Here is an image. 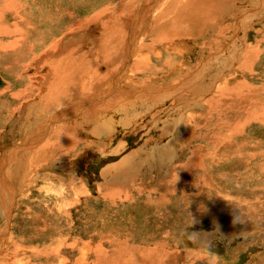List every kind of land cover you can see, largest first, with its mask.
Wrapping results in <instances>:
<instances>
[{
    "label": "rangeland",
    "instance_id": "rangeland-1",
    "mask_svg": "<svg viewBox=\"0 0 264 264\" xmlns=\"http://www.w3.org/2000/svg\"><path fill=\"white\" fill-rule=\"evenodd\" d=\"M121 1L122 0H73V5L74 3L77 4L74 5L76 17L72 20L70 19V22L63 24V26L57 24L55 26L54 22L50 24V29L52 26L51 31L55 28L53 36L58 37V39H49L44 50H35L33 51L34 54L31 51L24 59L19 50L20 48L26 50V46L24 47L22 44L19 46V44L17 45V43H15L12 45L14 46L13 50L7 51L8 53L3 48L5 42L8 43L16 40L20 35L15 34L16 32L14 31L9 33L10 36L9 34L0 32V54L3 55L5 53V56L0 55V76L4 79V85L6 86V80L7 87L12 86L19 73H26L24 78L31 76L33 81L29 82L30 80L26 79V83L30 84L26 85L27 88L25 86H18V91L23 94L19 96L21 98L18 100L12 95L15 91L10 87L9 91L4 90L5 86L0 88V159L7 153L15 150L16 147L24 145L25 138L28 137L31 131H35L33 129L36 127V123L37 126H39L42 122H40L38 116L39 114L45 115V112H41L39 103L28 105V111L26 112L25 109L27 106L24 109L22 107L26 104L25 102L31 98L38 96L40 99L43 97L44 90L42 89V84L45 81L42 79L51 71L49 62L51 59L55 58V55L58 56L55 53H58V49L61 50V46L67 47L69 44H72V47L74 49L76 48L74 50L75 53L78 54L81 52L85 53V51L88 52V50L93 51L96 47L97 51H93V53L95 52L93 58L97 63L96 67L98 65H100L98 67H101V65L104 66L103 61H105V66L107 67L104 70L99 68V71H106L105 73L108 74V78H110L106 79L108 81L112 80L120 69H123L122 67L124 65L117 71V66L120 62H115L117 56L114 55L113 57V52L110 51L111 47H109L111 42L108 41H110L112 35L120 39L121 37L118 34L120 30L123 31L122 36L125 34V38L130 36L132 33L131 30L134 29L132 27V22L147 0ZM182 1L178 3L174 1L175 5L169 2L171 4L169 7L171 10L175 7L176 10L181 7V4L183 5V3L189 0ZM205 1L207 2V0ZM240 1L242 0H230V2L227 0L226 2H228V5H226L225 8L222 7L224 8L223 12L219 10L220 14L215 12L217 9H215V11L211 10L209 13V15L213 17H210L211 21L208 19V10L205 9V5L201 8L197 6V8H195L197 13H195L196 11L194 9L195 12L192 10L185 13L184 11L183 14V12L179 11V14L177 10L175 12L173 9L174 11H170L171 16H167L169 19L167 17L159 19L158 15H155L156 12L152 11L139 32V36L143 39L140 37L139 50L138 53L136 52L134 55L136 58L132 56L133 58L125 73V76L129 77V79L126 77L124 87H129L131 85V89H129H135L134 91L136 93L146 89H154L159 92L163 88L168 89L171 86L178 85L180 82L187 83L189 77L196 76L195 72L199 71L202 72L201 74L203 76L200 75L197 81L202 79L201 87L204 88L203 94H196L197 88L195 87V89L193 86L191 89L188 85L187 88L189 90L186 89L185 91H181L182 93H179L178 97H169V99L160 104L151 103V107L154 105L156 107L150 108L149 111L146 110L145 113H147H143L144 115H141L142 118L138 116L136 118L137 122L135 121L133 126H127V128L122 125L123 121L127 118V114L129 115L127 112L130 110V115H133L134 111L138 112L140 110L138 112L140 114L144 108L139 105L133 108V104H131L132 106L128 105L129 102L122 99L120 102L111 101L114 110L105 113L104 115L106 117L104 115L101 116V118H103L100 121L101 123H105V121L112 123L113 128L109 131H113H111L112 133L109 139L94 135L93 121L87 122V124H80L81 122L77 121V124L75 122L68 123L70 125L75 123L72 125V128L76 126V130H73V134H69V136L75 139L73 142L75 144L74 147V144L72 145L71 143L68 147L51 148L48 158L39 160L40 163L39 161L27 159L30 154H24V151H21L20 154L14 158L11 166L13 167V176L10 178L9 182L11 184L10 188L14 189L12 199L11 196L8 197L7 193L4 195L1 193L4 189V184L2 183L3 175L0 174V263L65 264L66 262V264H136L137 262L138 264H264V159L259 157L255 158V156L252 158V153L257 154V152H264V109L260 110V113L257 112V114L245 123V115H247L248 111L256 109V107L259 106L257 100L261 99L264 101V95H262L264 94V2L263 0H253V2L252 0H246L249 3L245 0H243L244 2L242 1V3ZM176 4H178V6L180 5V7ZM251 4L252 6H250ZM125 6L127 7L125 8ZM230 6H234L233 9ZM254 6L258 9L253 8ZM236 8H238L237 11ZM102 11L105 12L104 17L100 18V20L96 18L93 22H88V24L95 27H92L89 31H85L86 29L83 28L87 23L86 21L95 18V15ZM115 11H117L116 14H114ZM249 11L252 15L248 17L250 14ZM258 11L262 12L259 13ZM190 13L194 16H191ZM109 14H111L112 17H110L111 15L109 16ZM114 15H116L117 18L114 17ZM204 15H208L204 17L205 20L203 18ZM235 15L238 17H235ZM172 16H175L178 20L176 21L175 17L173 18ZM199 18H203L205 22H209H207L208 25L204 23L206 29L202 26L203 24L200 25L201 23L196 24L194 22L199 20ZM248 18H251V20L249 21ZM163 20L164 22H162ZM12 22H15V18H12L9 23ZM160 22L162 23L161 25ZM177 22L179 23L178 25L176 24ZM92 23L94 24L92 25ZM168 23L169 25L171 23V25L169 26ZM78 27L79 29L77 30L76 28ZM80 27L83 30H81ZM195 27L200 28L201 32L200 30H195ZM212 29L214 32H212ZM38 30L32 32V34L34 33V37L32 35L30 41L39 42L37 37L40 35V32ZM72 30L76 31L71 32ZM170 30H176V32L174 33ZM203 30L204 32H202ZM57 31L58 33H56ZM61 31L62 33H60ZM198 31L200 33H198ZM87 33H92L91 38H84L87 37L85 35ZM171 33L174 34L173 37H171ZM237 33L239 34L236 35ZM241 33H243V35ZM214 34L216 35L214 36ZM62 35L64 37H62ZM207 35H210L212 38ZM92 37L94 38L92 39ZM108 37L109 39H106ZM154 38L156 39L154 40ZM49 41L51 43H49ZM179 42L182 46L179 45ZM151 43L154 44L151 45ZM206 43H209V45L205 46ZM225 43L227 44L226 46L223 45ZM93 44L95 47H93ZM174 44L179 45L180 48ZM185 44H187L186 46L188 47H184L183 49L182 47L185 46ZM105 45L108 46L106 47ZM203 45L204 47H202ZM8 46L11 48L10 45ZM52 47H54V51ZM232 47L235 48V51ZM209 48H212V50ZM245 49L246 52L248 51V56L251 58L253 57V61L251 60L252 66L251 63L248 66L244 65L246 62V59H244L246 55ZM65 50L67 49L65 48ZM108 50L111 54L110 52L107 53ZM172 52H176V56L172 54ZM11 54L12 57L10 56ZM101 55L103 60L102 58L98 59ZM60 56L61 55L58 57ZM107 56L108 58L105 59L104 57ZM215 56L219 57L217 58ZM220 56H225V59L229 58L228 66H223L221 62L220 64L218 63L220 61L218 60ZM143 57L146 58L144 63L147 64L149 61L150 62L143 69H140L141 67L138 69L136 66L138 63L137 61ZM37 59H41L42 61L47 60L46 67H37V64L30 65ZM8 61L9 63H7ZM148 66H150V68ZM206 66L209 67V71ZM195 67L196 69H194ZM218 67H222V69L220 70ZM10 71L13 72L11 73ZM218 71L221 72L217 74ZM204 73L206 74L204 75ZM33 75L35 78H33ZM130 80L133 81V85L129 82ZM34 81H37L38 84ZM162 81L163 83L167 82L170 86L165 87ZM210 82L213 85L210 84ZM237 82H244L254 87L252 89L253 92L249 90L241 91L249 97L248 103L251 107L246 103L239 108V111L237 109L240 100L239 94H237V92H232L233 95L230 97L231 100H228V96L221 97H223V102L226 100L229 102L231 101V106H233L229 108L222 105L219 108L218 106L220 103L218 102L221 101L216 100L220 98L218 96L216 97V95H218L217 91H219L221 87L220 83H229L228 86L232 89V84L234 86ZM146 83L147 85H143ZM135 84L142 87H136ZM31 85L34 88H30ZM37 85L41 86L37 88ZM153 86L156 87L154 88ZM256 86L258 89L260 88V91L258 90L259 92L255 89ZM81 94L83 93L77 91L71 92L67 100L63 102V105H77L78 101L83 104V101L88 100L89 95L86 93L88 97L86 95L84 96L85 98H82L81 96L83 95ZM186 95L187 97L190 95V97L187 98ZM219 95H222L221 92ZM183 96L185 97V101L181 100L184 98ZM138 97L141 99L143 96ZM210 97L215 99L212 104L209 103L206 105L211 100ZM252 100L255 102H252ZM196 103H199V106H197L198 104ZM203 103L205 104L203 105ZM58 105L59 104H56L47 108L52 111L50 115L59 109ZM33 106H38L39 108L34 110L32 108ZM129 106L130 108H128ZM76 108H83V105L76 106ZM191 108H193V111H191ZM185 111H187L188 114ZM184 115L186 116V122H183L185 121L183 120V117H185ZM177 117L179 118L176 119ZM192 117L197 121L195 122V119ZM77 118L80 120L82 115ZM174 119H176L175 122ZM168 120L169 122H167ZM180 121H182V124H179ZM194 122L197 124H194ZM238 122L240 125L237 128L236 125ZM187 123L190 127L186 125ZM192 124L194 126L196 125V127H193ZM167 126L169 127L168 131L165 130ZM186 128L189 131H187ZM171 130L174 131L172 132ZM236 130L238 132H236ZM205 135H207V138H205ZM181 138L183 141L185 140L186 143L184 142L185 145L182 149L177 150L176 148H180L179 145L181 143V141L178 143V139ZM49 139L54 140V135H51V137L49 136ZM173 139L176 140L175 149H171L172 151L166 149L167 145H169L170 141ZM97 141H103V143L99 145V142L96 144ZM207 142L210 143L208 144ZM201 145L204 146V148ZM154 146L157 147V150ZM233 147L237 148V153H235V148ZM71 148L74 151H72ZM164 148L166 151L162 152ZM217 148H220L219 151ZM230 148L234 150L227 155L228 152L226 151ZM116 149L117 152L114 151ZM136 149L139 152L141 149H145V152L148 151V153L146 154L143 151L141 155L132 159L133 163L129 166V169L123 168L125 171L113 169L112 172H110L111 176L110 174L106 176L102 174V170L119 163L124 157L129 156V154L133 156L134 153L138 152ZM192 150H196L195 152L199 153L198 155L201 153V158L196 155L200 159L197 168L193 165L187 166V168L183 170L179 167H175L178 163L184 165L187 164L188 161L194 159L192 157L195 152ZM214 152L220 153L221 156L216 155L213 157L212 155ZM224 152L226 157L222 155ZM169 154H171V157L168 159L167 156ZM208 155L212 156L211 159L221 158L220 166L214 167L209 165L208 161H206L209 160ZM151 157H153V159H151ZM154 158L157 160L156 162ZM139 160L141 161L140 163H138ZM164 161L168 164H165ZM1 166L2 161L0 162V168ZM173 167L174 170L172 169ZM138 168L141 169L139 170ZM204 169H206V171H203ZM172 185H176V187ZM166 186L170 187L168 188ZM108 187H118L116 189L119 192L114 190L113 193ZM165 191L166 193H164ZM161 192L163 194H161ZM8 210H10L9 213ZM55 223L58 225H55ZM152 250L153 252H151ZM8 252H10L11 255L8 254ZM144 257L147 259L145 260ZM154 258H157V260L160 258L161 261L155 262ZM163 258H166L167 261Z\"/></svg>",
    "mask_w": 264,
    "mask_h": 264
},
{
    "label": "bare ground",
    "instance_id": "bare-ground-1",
    "mask_svg": "<svg viewBox=\"0 0 264 264\" xmlns=\"http://www.w3.org/2000/svg\"><path fill=\"white\" fill-rule=\"evenodd\" d=\"M123 1V0H122ZM121 1V2H122ZM174 1H176L177 3L179 2V1H182V0H179V1H177V0H147L146 2H145V5L143 6V8L141 9V11H139L138 13H137V17L134 19V21L132 22V27L134 28V29H132L131 30V34H130V36L129 37H126L125 38V34H124V36H122V34H123V31H119V35H120V39L118 38H116V36L114 35H112V37H110L111 39H110V41H108V42H111V44H109L110 46L109 47H111L110 48V51L111 52H113L112 53V55H113V57H114V55L115 56H117V60L115 61L116 63H119V65L117 66V71H118V69L121 67V66H123L122 68V70L120 69V71L114 76V78L112 79V80H110V81H108V80H106L109 76H108V74H106L104 71L103 72H100L101 70H104L107 66H105V61H103V63H104V66H102L101 65V67H98V66H100V65H98L97 67H96V62H95V60H94V53H93V51H97L96 50V47H95V45L93 46V47H95V50H93V51H89L88 50V52H86L85 51V53H80V54H78V53H75V49L72 47V44H69L67 47H62L61 46V50L60 49H58V53L56 52L55 54H57L58 56L59 55H61L60 57H58V56H56L55 55V58H53V59H51L50 60V62H49V66H50V69H51V71L50 70H48V71H50L49 72V74L46 76V77H44V79H42V78H40V79H42L43 81H45L43 84H42V89L44 90V93H43V97L42 98H40L39 99V97L38 96H36L35 98H31V99H29V100H27L25 103L26 104H24V106L22 107L23 109L24 108H26V106H27V108L25 109V112L26 111H28V105H31V104H33V105H35L36 103H39V106H40V109H41V112H45V115H40L39 114V116H38V118H40L39 120H40V125L39 126H37V123H36V127L33 129V130H35V131H31V135L29 134L28 135V137H26L25 138V142H24V145H21L20 147H16L15 148V150H13V151H11V152H9V153H7L6 155H4V157H2L1 159H0V162L2 161V166H1V168H0V174H2L3 175V181H2V183L4 184V189H3V191L1 192V193H3V195L5 194V193H7V195H8V197L9 196H11V199H12V195H13V190L14 189H12V188H10V186H11V184L9 183L10 182V178L13 176L12 174H13V167H11L12 166V164H13V161H14V158L17 156V155H19L20 154V152L21 151H24V154H30V156L29 157H27V159H30V160H32V161H39V160H45L46 158H48V155H49V151H50V149L51 148H58V147H68V146H70V144L72 143V145L74 144L73 142L75 141V139L73 138V137H71V136H69V134H73V130H76V126H75V128H72V125H74L75 123L77 124V121L79 122H81L80 124H83V123H85V124H87V122H90V121H93V125H94V129H93V133H94V135H97V136H103V137H105L106 139H109L110 138V134L112 133L111 131H113V130H111V131H109L111 128H113V125H112V123L111 122H106L105 121V123H101L100 121L102 120V118H101V116H103L105 113H109V112H111L112 110H114V106H113V104L111 103V101L113 102V101H118V102H120V100L122 99V100H125V101H128L129 102V104L128 105H131V104H133L134 105V107L133 108H135V106H137V105H139L140 107H142V108H144V110H142V112L139 114L138 112L140 111H134L133 112V115H130L131 113L128 111V108H130V106L127 108V113H129V115L127 114V118L123 121V126L124 127H126L127 128V126H133L134 125V123H135V121H136V118L138 117V116H141L143 113L144 114H146L145 113V111L146 110H148L149 111V109L150 108H152V107H154V106H152L151 107V103H155V104H160L161 102H165L167 99H169V97H171V98H173V97H178V94L179 93H182L181 91H185L186 89H188L187 88V86L189 85L190 86V88L192 89L193 88V86H194V88L196 89V94H199V93H202L203 94V91H204V88H202L201 87V83H202V79H199V81H197V78L198 77H200V75L201 76H203L201 73L202 72H199V71H197V72H195L196 73V76H194V77H189V79H188V81H187V83H182V82H180L178 85H174V86H171L170 88H168V89H162V90H160L159 92L158 91H156V90H154V89H151V90H148V89H146V90H142V91H140L139 93H136L134 90H130L131 88H130V86L128 87V86H126V87H124V84H125V82H126V77L127 76H125V73H126V71H127V68H128V66H129V63H130V61L132 60V56H134L135 54H136V52L138 53V50H139V44H140V37L141 36H139V32L141 31V28H142V26L144 25V23H145V21H147L148 20V18H149V16H150V14H151V12L153 11V12H156L155 13V15H158V18L160 19H162V18H165V17H167V16H169L170 15V11L172 12V11H174L175 10V7L174 8H172V10H171V8L169 7V6H171V4L170 3H172V5L174 4ZM183 1H185V0H183ZM182 1V2H183ZM215 1H217V2H215ZM227 0H207V2L205 1V0H189L188 2L186 1V3H183V5L181 4V7H180V5L178 6V4H176L178 7H180V8H178V9H176L177 11H178V13L180 14V12H183V14H184V11H185V13H188V11L190 12V11H194V9L195 8H197V6L198 7H202V6H206V8L205 7H203V8H205V9H207L208 11V15H209V13H210V11L212 10H214L215 11V9H217V11H215V12H217L218 14H220L219 12V10H221L222 12H223V9L225 8V6L226 5H228V2H226ZM232 1V0H231ZM243 1V0H242ZM242 1H240L241 3H242ZM246 1V0H245ZM250 1V0H249ZM170 2V3H169ZM229 2H230V0H229ZM244 2V1H243ZM246 2H248V1H246ZM252 2H253V0H252ZM255 2V1H254ZM263 2H264V0H263ZM263 2H261V3H263ZM170 5H169V4ZM249 3V2H248ZM260 3V2H259ZM79 4V3H78ZM189 4V5H188ZM229 4H231V3H229ZM255 4V3H254ZM74 5H77L76 3H74ZM74 5H73V0H0V26L1 25H3V26H1V28H0V32L1 33H3V34H9L11 31H14V32H16L15 34H18V35H20V36H18L17 38H16V40H13V41H11V42H8V43H4L3 45V48H4V50L7 52V51H9V50H13V47L14 46H12V45H14L15 43H17V45L19 44V46H20V44H22L24 47L26 46V50L23 48V49H21L19 46V48H20V50L19 51H21V55H23V59H24V57L27 55V54H29V53H31V51L33 52V51H35V50H38V49H42V50H44V48L46 47V45H47V43H48V40L49 39H58V37H54L53 36V31L55 30V28H54V30L53 31H51V29H52V26H51V29H50V24L51 23H55V26H56V24L57 25H59V26H63V24H65V23H69L70 21V19L72 20L73 18H75L76 17V15H75V9H74ZM175 5V4H174ZM238 5H239V3H238ZM237 6V5H236ZM242 6V5H241ZM250 6H252V4L250 5ZM255 6H256V4H255ZM253 7V8H256V9H258L257 7ZM127 6H125V8H126ZM165 7V8H164ZM222 7H224V8H222ZM231 7V6H230ZM234 7V6H233ZM233 7H231L232 9H233ZM245 8H246V6H245ZM244 8V9H245ZM260 8V7H259ZM174 9V10H173ZM199 9V8H198ZM230 9V8H229ZM229 9H228V11H229ZM237 9L238 8H236V11H237ZM101 10V9H100ZM124 10V9H123ZM176 10H175V12H176ZM240 10V9H239ZM247 10V9H246ZM260 10H261V8H260ZM133 11V10H132ZM180 11V12H179ZM195 11H196V9H195ZM194 11V12H195ZM205 12V11H204ZM215 12H213V13H215ZM245 12V11H244ZM259 12V11H258ZM260 12H262V11H260ZM259 12V13H260ZM117 13V11H115V13L114 14H116ZM195 13H197V11L195 12ZM236 13V12H235ZM249 13H250V11H249ZM248 13V14H249ZM263 13H264V10H263ZM262 13V14H263ZM175 14V13H174ZM191 14V13H190ZM194 14V13H193ZM104 15H105V12L104 11H102V12H100V13H97L96 15H95V18H91V19H89V20H87L86 22V24L84 25L85 27L83 28V29H86L85 31H89L92 27L94 28L95 26H91L90 24H88V22H93L94 20H96V18H99V20H100V18H103L104 17ZM111 14H109V16H110ZM119 15V14H118ZM121 15V14H120ZM176 15V14H175ZM208 15H204L203 16V18L204 17H206V16H208ZM213 15V14H212ZM242 15V14H241ZM250 15H252L251 13L248 15V17L250 16ZM258 15V14H257ZM171 16V15H170ZM169 16V17H170ZM182 16V15H181ZM184 16V15H183ZM189 16V15H188ZM191 16H194V15H192L191 14ZM195 16H197V15H195ZM221 16V15H220ZM223 16V15H222ZM225 16V15H224ZM110 17H112V15L110 16ZM114 17H116V15H114ZM141 17V18H140ZM173 17V16H172ZM175 17V16H174ZM173 17V18H174ZM180 17V16H179ZM185 17H187V16H185ZM197 17H199V16H197ZM210 15H209V21H211V19H210ZM215 17V16H214ZM235 17H238V16H236L235 15ZM243 17H244V15H243ZM243 17H242V19H243ZM258 17V16H257ZM12 18H15V22H12V23H9L10 22V20L12 19ZM117 18V17H116ZM168 18V17H167ZM189 18V17H188ZM192 18V17H191ZM203 18L201 19V18H199V20H196V21H194L196 24H198V23H201L200 25H202V26H204V23H206L207 24V22H205L204 20H205V18H204V20H203ZM211 18H213V17H211ZM216 18V17H215ZM220 18V17H219ZM240 18V17H239ZM260 18V17H259ZM157 19V18H156ZM169 19V18H168ZM181 19V18H180ZM241 19V18H240ZM245 19H247V18H245ZM249 19V21L251 20V18H248ZM257 19V18H256ZM255 19V20H256ZM158 20V19H157ZM165 20V19H164ZM164 20L162 21V22H164ZM171 20V19H170ZM174 20V19H173ZM175 20L177 21L178 19H176V17H175ZM191 20V19H190ZM214 20V19H213ZM212 20V21H213ZM217 20V19H216ZM222 20V19H221ZM254 20V19H253ZM77 21V20H76ZM169 21V20H168ZM175 21V22H176ZM218 21H220V20H218ZM116 22V21H115ZM186 22V21H185ZM185 22H183V23H185ZM188 22V21H187ZM193 22V23H194ZM239 22V21H238ZM246 22V21H245ZM247 22H248V20H247ZM252 22V21H251ZM39 25H38V24ZM80 23V22H79ZM97 23H98V21H97ZM102 23V22H101ZM110 23V22H109ZM173 23V22H172ZM182 23V22H181ZM209 23V22H208ZM216 23V22H215ZM241 23V22H240ZM77 24V23H76ZM94 23H92V25H93ZM118 24V23H117ZM156 24H158V23H156ZM162 23L160 22V25H161ZM177 25L179 24L178 22L176 23ZM216 24H218V23H216ZM96 25V24H95ZM153 25V24H152ZM168 25H169V23H168ZM170 25H171V23H170ZM169 25V26H170ZM208 25V24H207ZM206 25V26H207ZM220 25V24H219ZM65 26V25H64ZM101 26V25H100ZM163 26V25H162ZM166 26V25H165ZM214 26V25H213ZM242 26V25H241ZM14 27V28H13ZM99 27V26H98ZM187 27H189V26H187ZM187 27H186V30H187ZM199 27V26H198ZM201 27V26H200ZM208 27H210V26H208ZM244 27H246V26H244ZM248 27V26H247ZM41 28V29H40ZM62 28V27H61ZM81 28V27H80ZM112 28V27H111ZM115 28V27H114ZM166 28V27H165ZM168 28V27H167ZM196 28V27H195ZM194 28V29H195ZM204 28H205V26H204ZM215 28V27H214ZM213 28V29H214ZM237 28H239V27H237ZM39 29V30H38ZM70 29V28H69ZM77 30L79 29V27L78 28H76ZM82 28H81V30H83ZM172 29V28H171ZM201 29H203V28H201ZM206 29V28H205ZM211 29V28H210ZM213 29H212V32H214L213 31ZM241 29V28H240ZM39 31L40 32V35L37 37L38 39H39V42H35V41H30V39H31V37H32V35L34 34H32V32L33 31ZM98 30V29H97ZM102 30H104V29H102ZM109 30H111V29H109ZM113 30H115V29H113ZM162 30V29H161ZM164 30V29H163ZM166 30H168V29H166ZM166 30H165V32H166ZM195 30H200V28H196ZM243 30V29H242ZM65 31V30H64ZM74 31H76V30H74ZM73 30L71 31V32H74ZM105 31V30H104ZM107 31V30H106ZM170 31H172V30H170ZM207 31H208V29H207ZM236 31V30H235ZM235 31H234V33H235ZM13 32V33H14ZM68 32V31H67ZM70 32V31H69ZM84 32V31H83ZM94 32V31H93ZM118 32V31H117ZM165 32H163V33H165ZM169 32V31H168ZM172 32H176V30H173ZM179 32H180V30H179ZM184 32H187V31H184ZM183 32V33H184ZM200 32H201V30H200ZM199 31H198V33H200ZM202 32H204V30L202 31ZM211 32V31H210ZM212 32H211V34H212ZM217 32V31H216ZM0 33V34H1ZM56 33H58V31L56 32ZM60 33H62V31L60 32ZM86 33V32H85ZM105 33V32H104ZM109 33V32H108ZM181 33V32H180ZM219 33V32H218ZM69 34V33H68ZM79 34V33H78ZM92 34V33H91ZM91 34H89V33H87V34H85L87 37H84L85 39L87 38H91ZM96 34V33H95ZM110 34H112V33H110ZM166 34V33H165ZM170 34V33H169ZM168 34V35H169ZM172 34V33H171ZM177 34V33H176ZM207 34V33H206ZM209 34V33H208ZM220 34V33H219ZM239 33H237L236 35H238ZM242 35H243V33H241ZM12 35V34H11ZM70 35V34H69ZM80 35V34H79ZM173 35L174 34H172V36L171 37H173ZM216 34H214V36H215ZM221 35V34H220ZM223 35V34H222ZM2 36V35H1ZM5 36V35H4ZM9 36H10V34H9ZM50 36H53V37H51V38H49ZM58 36V35H57ZM71 36H72V34H71ZM74 36V35H73ZM84 36V35H83ZM128 36V35H127ZM162 36V35H161ZM170 36V35H169ZM199 36H200V34H199ZM207 36H210V35H207ZM213 36V37H214ZM12 37V36H11ZM33 37H34V35H33ZM62 37H64L63 35H62ZM100 37V36H99ZM159 37V36H158ZM168 37V36H167ZM179 37V36H178ZM211 37V36H210ZM209 37V38H210ZM217 37V36H216ZM220 37V36H219ZM4 38V37H3ZM72 38H74V37H72ZM72 38H70V39H72ZM94 37H92V39H93ZM104 38V37H103ZM114 38V39H113ZM125 38V39H124ZM142 38V37H141ZM157 38V37H156ZM156 38H154V40L156 39ZM160 38V37H159ZM198 38V37H197ZM201 38V37H200ZM212 38V37H211ZM235 38V37H234ZM10 39V38H9ZM64 39V38H63ZM74 39H76V38H74ZM106 39H109V37L108 38H106ZM143 39V38H142ZM153 39V38H152ZM163 39V38H162ZM204 39V38H203ZM202 39V40H203ZM215 39V38H214ZM222 39V38H221ZM233 39V38H232ZM68 40H69V37H68ZM77 40H79V39H77ZM103 40V39H102ZM145 40V39H144ZM159 40V39H158ZM165 40V39H164ZM169 40H170V37H169ZM172 40V39H171ZM200 40V39H199ZM211 40V39H210ZM167 41V40H166ZM204 41V40H203ZM212 41H213V39H212ZM223 41V40H222ZM52 42H53V40H52ZM73 42V41H72ZM78 42V41H77ZM85 42V41H84ZM88 42V41H87ZM105 42V41H104ZM158 42V41H157ZM156 42V43H157ZM164 42V41H163ZM216 42V41H215ZM49 43H51L50 41H49ZM60 43V42H59ZM114 43V44H113ZM219 43V42H218ZM234 43V42H233ZM56 44H58V43H56ZM55 44V45H56ZM96 44V43H95ZM98 44V43H97ZM144 44V43H143ZM154 44V43H153ZM152 43H151V45H153ZM166 44V43H165ZM222 44V43H221ZM8 45H10L11 46V48H9V46ZM49 45V44H48ZM52 45V44H51ZM61 45V44H60ZM141 45H142V43H141ZM148 45V44H147ZM175 45V44H174ZM179 45H181V43L179 42ZM179 45H175V46H178L179 47ZM187 44H185V46H183L182 48L184 49V47H188V46H186ZM208 46L209 45V43H206L205 44V46ZM211 45V44H210ZM224 46H226L227 44L225 43V44H223ZM238 45V44H237ZM58 46V45H57ZM82 46V45H81ZM88 46V45H87ZM101 46V45H100ZM99 46V47H100ZM106 46V45H105ZM108 46V45H107ZM106 46V47H107ZM166 46V45H165ZM168 46V45H167ZM182 46V45H181ZM193 46V45H192ZM191 46V47H192ZM217 46V45H216ZM236 46V45H235ZM55 47V46H54ZM54 47H52V50L54 51ZM99 47H98V49H99ZM142 47H145V46H142ZM169 47V46H168ZM202 47H204V45L202 46ZM202 47H201V50H202ZM218 47V46H217ZM230 47V46H229ZM242 47V46H241ZM47 48H49V47H47ZM65 48L67 49V50H65ZM91 48V47H90ZM104 48V47H103ZM180 48V47H179ZM185 48V49H186ZM231 48V47H230ZM232 48H234V47H232ZM0 49H1V47H0ZM89 49V48H88ZM94 49V48H93ZM168 49V48H167ZM177 49V48H176ZM175 49V50H176ZM182 49V50H183ZM192 49V48H191ZM204 49V48H203ZM209 49H211L212 50V48H209ZM41 50V51H42ZM46 50V49H45ZM51 50V51H52ZM65 50V51H64ZM73 50V51H72ZM83 50V49H82ZM101 50V49H100ZM107 50V49H106ZM189 50V49H188ZM194 50V49H193ZM199 50V49H198ZM206 50H207V48H206ZM230 50H232V49H230ZM46 51H48V50H46ZM109 50L107 51V53L108 52H110ZM173 51V50H172ZM191 51V50H190ZM223 51H224V49H223ZM234 51H235V48H234ZM256 51V50H255ZM36 52H38V51H36ZM64 52V53H63ZM106 52V51H105ZM111 52H110V54H111ZM150 52V51H149ZM170 52V51H169ZM168 52V53H169ZM219 52V51H218ZM217 52V53H218ZM232 52V51H231ZM245 52H246V49H245ZM259 52V51H258ZM8 53V52H7ZM11 53V52H10ZM9 53V54H10ZM45 53H47V52H45ZM63 53V54H62ZM98 53V52H97ZM144 53V52H143ZM176 53V52H175ZM175 53H173L172 52V54H175ZM200 53H201V51H200ZM207 53V52H206ZM216 53V54H217ZM220 53V52H219ZM237 53V52H236ZM257 53V52H256ZM255 53V54H256ZM5 54V53H4ZM3 54V55H4ZM33 54H34V52H33ZM43 54H44V52H43ZM51 54V53H50ZM110 54H109V56H110ZM177 54V53H176ZM176 54H175V56H176ZM252 54H253V52H252ZM0 55H2V54H0ZM2 55V56H3ZM18 55V54H17ZM96 55V54H95ZM149 55V54H148ZM158 55H159V53H158ZM171 55V54H170ZM179 55V54H178ZM201 55V54H200ZM218 55V54H217ZM233 55V54H232ZM254 55V54H253ZM258 55V54H257ZM5 56V55H4ZM7 56V55H6ZM11 57H12V54L10 55ZM9 56V57H10ZM15 56V55H14ZM29 56V55H28ZM28 56H27V58H28ZM34 56V55H33ZM252 56V55H251ZM32 57V56H31ZM51 57V56H50ZM50 57H48V58H50ZM135 57V56H134ZM138 57V56H137ZM151 57V56H150ZM181 57V56H180ZM215 57H217V56H215ZM219 57V56H218ZM217 57V58H218ZM230 57V56H229ZM240 57H242V56H240ZM20 58V57H19ZM42 58H45V57H42ZM97 58H98V56H97ZM100 58H102V60H103V57H102V55H101V57H99L98 59H100ZM105 59L106 58H108V56L107 57H104ZM110 58V57H109ZM136 58V57H135ZM152 58V57H151ZM3 59V58H2ZM32 59V58H31ZM104 59V60H105ZM149 59V58H148ZM208 59H210V58H208ZM216 59V58H215ZM238 59H239V57H238ZM244 59H246V62L244 63V65H249L250 63H251V66H252V62H251V60L253 61V57L251 58L250 56H248V51L246 52V55H245V57H244ZM12 60H13V58H12ZM27 60V59H26ZM134 60V59H133ZM218 60H220L219 62L218 61H216V60H214V61H216V62H218L219 64H220V62H221V64H223V66H225V65H227L228 66V64H229V58H227V59H225V56H220V58L218 59ZM237 60V59H236ZM29 61V60H28ZM32 61H33V59H32ZM48 61H49V59H48ZM107 61H110V60H107ZM136 61V60H135ZM134 61V62H135ZM144 61H146V58L145 57H143V58H140V60L139 61H137L138 63L136 64V66H137V68L139 69V67H141L140 69H143L144 67H146L147 66V64L150 62L149 60V62L146 64V63H144ZM213 61V62H214ZM14 62V61H13ZM166 62V61H165ZM215 62V63H216ZM237 62V61H236ZM7 63H9V61L7 62ZM26 63V62H25ZM46 63H47V60L46 61H42L41 59H37V60H35V62L34 63H31L30 65H38L37 67H41V66H45L46 65ZM136 63V62H135ZM135 63H134V65H135ZM164 63V62H163ZM169 63V62H168ZM195 63V62H194ZM198 63V62H197ZM206 63V62H205ZM241 63V62H240ZM29 64V63H28ZM107 64H109V63H107ZM165 64V63H164ZM170 64V63H169ZM172 64V63H171ZM201 64V63H200ZM14 65H15V63H14ZM21 65V64H20ZM150 65V64H149ZM166 65V64H165ZM202 65V64H201ZM201 65H200V68H201ZM241 65V64H240ZM243 65V64H242ZM243 65V66H244ZM19 66V65H18ZM17 66V67H18ZM111 66H112V64H111ZM177 66V65H176ZM191 66V65H190ZM212 66V65H211ZM238 66V65H237ZM14 67H16V66H14ZM13 67V68H14ZM46 67V66H45ZM48 67V66H47ZM133 67V66H132ZM149 68H150V66H148ZM204 67V66H203ZM240 67V66H239ZM250 67V66H249ZM11 68V67H10ZM27 68H29V67H27ZM35 68H36V66H35ZM49 68V67H48ZM99 68L101 69L100 71H99ZM114 68V67H113ZM113 68H111V69H113ZM136 68V67H135ZM190 68H192V67H190ZM206 68H208V71L210 70L209 69V67H207L206 66ZM212 68V67H211ZM216 68V67H215ZM16 69V68H15ZM32 69V68H31ZM37 69H39V68H37ZM43 69V68H42ZM45 69V68H44ZM96 69H97V71H96ZM194 69H196V67L194 68ZM214 69V68H213ZM218 69H222V67L221 68H219L218 67ZM240 69H241V67H240ZM249 69V68H248ZM251 69H252V67H251ZM22 70V69H21ZM27 70V69H26ZM25 70V71H26ZM40 70V69H39ZM107 70V69H106ZM113 70H115V69H113ZM137 70V69H136ZM146 70V69H145ZM149 70V69H148ZM207 70V69H206ZM215 70H217V69H215ZM236 70V69H235ZM5 71V70H4ZM7 71H9V70H7ZM15 71V70H14ZM203 71V70H202ZM233 71H234V69H233ZM252 71V70H251ZM11 72V71H10ZM13 72V71H12ZM11 72V73H12ZM107 72H109V71H107ZM186 72V71H185ZM205 72H207V71H205ZM217 72V71H216ZM216 72H214V73H216ZM219 72H221V71H218V73L217 74H219ZM253 72V71H252ZM17 73V72H16ZM44 73V72H43ZM225 73V72H224ZM18 74V73H17ZM26 73H19V75H17L16 76V78H15V80H14V82H13V85L12 86H8L7 87V81L5 80V82H6V86L4 85L5 83H4V79H2L1 78V76H0V80H1V84H0V88L2 87V86H5L4 88V90H6V91H9V87L12 89V90H14L15 92H14V94H12V95H14L15 97V99H20L21 97H19V96H21V95H23L21 92H19L18 90L19 89H17L18 88V86H25L26 87V85H28L29 83H26L27 81H26V79H29L30 81L29 82H31L32 81V78H31V76L30 77H28V78H24V75H25ZM36 74H37V72H36ZM35 74V75H36ZM40 74V73H39ZM47 74V73H46ZM185 74V73H184ZM187 74V73H186ZM206 73H204V75H205ZM231 74V73H230ZM29 75H30V73H29ZM34 76V75H33ZM37 76V75H36ZM191 76V75H190ZM210 76V75H209ZM214 76V75H213ZM215 76H216V74H215ZM13 77V76H12ZM133 77V76H132ZM183 77V76H182ZM33 78H35V76L33 77ZM207 78V77H206ZM215 78H218V77H215ZM108 79H110V78H108ZM127 79H129V77H127ZM209 80L211 79V78H208ZM35 80V79H34ZM133 80V79H132ZM179 80V79H178ZM181 80V79H180ZM186 80V79H185ZM208 80V81H209ZM212 80V79H211ZM207 81V82H208ZM230 81V80H229ZM244 81V80H243ZM33 82V81H32ZM35 82V81H34ZM37 82V81H36ZM35 82V83H36ZM132 85H133V81H129ZM206 82V83H207ZM212 82V81H211ZM210 82V84H212ZM227 82V81H226ZM162 83H163V81H162ZM169 83V82H168ZM173 83V82H172ZM178 83V82H177ZM209 83V82H208ZM10 84V83H9ZM34 84V83H33ZM37 84H38V82H37ZM155 84V83H154ZM154 84H152V85H154ZM223 84H225V85H223ZM223 84H221L220 83V85H221V87H220V89H219V91H217L218 92V95H216V97L218 96V97H220V98H217L216 100H218V101H221V102H218V103H220L219 104V108L222 106V105H225L226 107H229V108H231L232 106H231V101L229 102L228 100H231L230 99V97H231V95H233L232 94V92H237V94H239V97H240V100H239V106H238V110H239V108H241L242 107V105L243 104H246V103H248V100H249V97L247 96V95H245L244 93H242L241 91L243 90V91H245V90H249V91H252V89L254 88V87H251V85H247L246 83H244V82H237V84L235 85L234 84V86H233V84H232V89H230L229 87L230 86H228V84L229 83H223ZM30 85V84H29ZM143 85H147V83L146 84H143ZM162 85V84H161ZM163 85H165V87H168V86H170V85H168L167 84V82L165 83H163ZM213 85V84H212ZM223 85V86H222ZM231 85V84H230ZM41 86V85H40ZM40 86H36L37 88H39ZM135 86L136 87H140V86H138V84H135ZM150 86H151V84H150ZM203 86V85H202ZM208 86V85H207ZM33 86L31 85L30 86V88H32ZM135 87V88H136ZM142 87V86H141ZM140 87V88H141ZM143 87H145V86H143ZM154 88L156 87V86H153ZM164 87V86H163ZM210 87V86H209ZM208 87V88H209ZM213 87V86H212ZM211 87V88H212ZM27 88V87H26ZM30 88H29V90H30ZM34 88V87H33ZM130 88V89H129ZM132 89H133V87H132ZM215 89V88H214ZM255 89L258 91L259 89H258V87L256 86L255 87ZM3 90V91H4ZM32 90V89H31ZM42 90V91H43ZM189 90V89H188ZM187 90V91H188ZM207 90H209V89H207ZM211 90H213V89H211ZM218 90V89H217ZM262 90V89H261ZM20 91H21V89H20ZM26 91V90H25ZM35 91V90H34ZM41 91V92H42ZM74 91H77V92H81V93H83V94H81V95H83V96H81L82 98H85L84 96H86L87 94L89 95V97H88V95H87V97H88V100H86V101H83V104L82 103H80L79 101H78V103H77V105L75 104H70V105H63V102H65V100H67V97L70 95V93L71 92H74ZM186 91V92H187ZM260 91V90H259ZM258 91V92H259ZM32 92V91H31ZM39 92H40V89H39ZM185 92V93H186ZM211 92V91H210ZM216 92V93H217ZM220 92H221V94L222 95H219L220 94ZM253 92V91H252ZM256 92V91H255ZM23 93H24V90H23ZM28 93H30V92H28ZM87 93V94H86ZM188 93H190V92H188ZM187 93V94H188ZM206 93V92H205ZM204 93V94H205ZM241 93V94H240ZM248 93H250V92H248ZM247 93V94H248ZM257 93V92H256ZM42 94V93H41ZM80 94V93H79ZM137 94H139V95H137ZM191 94V93H190ZM260 94V93H259ZM30 95H32V94H30ZM29 95V96H30ZM206 95V94H205ZM215 95V94H214ZM236 95V94H235ZM249 95V94H248ZM262 95H264V94H262ZM26 96V95H25ZM29 96H28V98H29ZM138 96H143L141 99L138 97ZM201 96V95H200ZM221 96H228L229 97V99L228 100H226L225 102H223L222 101V99H223V97H221ZM256 96V95H255ZM260 96V95H259ZM13 97V96H12ZM184 97V96H183ZM186 97H187V95H186ZM189 97H190V95H189ZM189 97H187V98H189ZM237 97V96H236ZM258 97V96H257ZM262 97V96H261ZM23 98V97H22ZM201 98H204V97H201ZM211 98V97H210ZM213 98V97H212ZM211 98V100L206 104V105H208L209 103L210 104H212V102L214 101V99L215 98H213L212 99ZM225 98H227V97H225ZM238 98V97H237ZM73 99V98H72ZM236 99V98H235ZM253 99V98H252ZM26 100V99H25ZM79 100V99H78ZM182 101H185V97L184 98H182L181 99ZM192 100V99H191ZM23 101V100H22ZM70 101V100H69ZM149 101V102H148ZM250 101H251V98H250ZM254 100H252V102H253ZM263 100H261V99H259V100H257V103H258V105L259 106H257L256 107V109H252V110H250V111H248V113H247V115H245L246 116V118H245V123L249 120V119H251L255 114H257V112H259L260 110H263L264 109V101L262 102ZM73 102V101H72ZM76 102V101H75ZM131 102V103H130ZM174 102H176V101H174ZM181 102V101H180ZM193 102V101H192ZM255 102V101H254ZM182 103H184V102H182ZM233 103V102H232ZM22 104V103H21ZM56 104H59L58 105V110L57 111H55L54 113H52L51 115H50V113L52 112L50 109L48 110L47 108L49 107H52V106H54V105H56ZM66 104V103H65ZM85 104V105H84ZM185 104V103H184ZM196 104H198L197 106H199V103H196ZM205 103H203V105H204ZM254 104V103H253ZM38 105V104H37ZM79 105H83V108H76V106H79ZM122 105V104H121ZM175 105V104H174ZM213 105H214V103H213ZM248 105H249V103H248ZM116 106V105H115ZM132 106V105H131ZM225 106H224V108H225ZM235 106V105H234ZM236 106H237V104H236ZM250 106V105H249ZM253 106V105H252ZM255 106V105H254ZM21 107V106H20ZM30 107V106H29ZM156 107V106H155ZM192 107H193V104H192ZM201 107H202V105H201ZM205 107V106H204ZM212 107V106H211ZM215 107V106H214ZM251 107V106H250ZM34 110H37L39 107L38 106H33L32 107ZM55 108V107H54ZM185 108H188V107H185ZM194 108V107H193ZM193 108H191L192 110L191 111H193ZM198 108V107H197ZM236 108V107H235ZM22 109V110H23ZM120 109V108H119ZM123 109V108H122ZM165 109V108H164ZM181 109V108H180ZM199 109H200V107H199ZM215 109V108H214ZM44 110V111H43ZM182 110V109H181ZM218 110V109H217ZM220 110V109H219ZM232 110V109H231ZM31 111V110H30ZM54 111V110H53ZM119 111V110H118ZM240 111V110H239ZM185 112H187V111H185ZM208 112H211V111H208ZM35 113H37V112H35ZM126 113V112H125ZM179 113V112H178ZM260 113V112H259ZM111 114V113H110ZM143 114V115H144ZM186 114V113H185ZM187 114H188V112H187ZM187 114H186V116H187ZM32 115V114H31ZM80 115H82V121H81V119L79 120L77 117L78 116H80ZM107 115V114H106ZM114 115V114H113ZM181 115V114H180ZM105 116V115H104ZM111 116V115H110ZM115 116V115H114ZM173 116V115H172ZM185 116V115H184ZM186 116L185 117H183V120H185V118H186ZM193 116V115H192ZM194 116H195V114H194ZM206 116V115H205ZM106 117V116H105ZM180 117V116H179ZM179 117H177L176 119H178ZM256 117H257V115H256ZM255 117V118H256ZM260 117V116H259ZM140 118H142V116L140 117ZM190 118V117H189ZM193 118V117H192ZM154 119V118H153ZM172 119V118H171ZM176 119H174V122H175V120ZM181 119H182V117H181ZM193 119H195V118H193ZM39 120H38V122H39ZM104 120V119H103ZM121 121V120H120ZM188 121V120H187ZM191 121V120H190ZM197 120L195 119V122H196ZM238 121V120H237ZM252 121V120H251ZM73 122H75L74 124H72V125H70V124H68V123H73ZM137 122V121H136ZM167 122H169V120L167 121ZM183 122H186V120L185 121H183ZM194 122V124H197V123H195ZM171 123H173V122H171ZM177 123V122H176ZM175 123V124H176ZM189 123V122H188ZM188 123L186 124L187 126H189L190 127V125H188ZM192 123V122H191ZM190 123V124H191ZM79 124V125H80ZM163 124H165V123H163ZM179 124H182V121H180V123ZM228 124V123H227ZM166 125V124H165ZM193 125V124H192ZM239 122H238V124L236 125V127L238 128L239 127ZM244 125V124H243ZM171 126H173V125H171ZM175 126V125H174ZM71 127V128H70ZM93 127V126H92ZM186 127V126H185ZM193 127H196V125L194 126L193 125ZM219 127V126H218ZM234 127V126H233ZM82 129V128H81ZM119 129V128H118ZM168 129H169V127L167 126L166 127V131H168ZM173 129V128H172ZM175 129V128H174ZM187 129V128H186ZM190 129V128H189ZM88 130V129H87ZM79 131V130H78ZM172 131V130H171ZM174 131V130H173ZM172 131V132H173ZM187 131H189L188 129H187ZM191 131V130H190ZM214 131V130H213ZM171 132V133H172ZM197 132V131H196ZM236 132H238L237 130H236ZM77 133V132H76ZM75 133V134H76ZM190 133V132H189ZM230 133V132H229ZM74 134V135H75ZM175 134V133H174ZM176 134H177V131H176ZM216 134H218V133H216ZM233 134V133H232ZM235 134V133H234ZM51 135H54V140L53 139H49V136L51 137ZM93 135V134H92ZM179 135V134H178ZM189 135V134H188ZM221 135V134H220ZM82 136V135H81ZM168 136V135H167ZM187 136V135H186ZM196 136V135H195ZM201 136H203V135H201ZM210 136V135H209ZM208 136V137H209ZM218 136V135H217ZM236 136V135H235ZM234 136V137H235ZM193 137V136H192ZM219 137V136H218ZM28 138V139H27ZM160 138V137H159ZM205 138H207V135H205ZM215 138H216V136H215ZM228 138V137H227ZM27 139V140H26ZM85 139V138H84ZM83 140V139H82ZM179 140V141H178ZM177 141H178V143L181 141V143H180V145H179V147L180 148H176L177 150L178 149H182L183 147H184V145H185V140L183 141L182 140V138L181 139H178ZM175 139H173L172 141H170V143H169V145H167V147H166V149H175V145H176V143H175ZM183 141V142H182ZM187 141V140H186ZM246 141V140H245ZM83 142V141H82ZM98 142L99 141H97V143L96 144H98ZM153 142V141H152ZM154 142H155V140H154ZM185 142V143H184ZM196 142V141H195ZM201 142H203V141H201ZM206 142V141H205ZM217 142H219V141H217ZM103 143V141L102 142H99V145H101ZM193 143V142H192ZM208 143V142H207ZM210 143V142H209ZM208 143V144H209ZM216 143V142H215ZM220 143V142H219ZM222 143V142H221ZM226 143V142H225ZM69 144V145H68ZM77 144H78V141H77ZM95 144V145H96ZM154 144V143H153ZM157 144V143H156ZM160 144V143H159ZM217 144V143H216ZM93 145V144H92ZM207 145V144H206ZM212 145V144H211ZM220 145V144H219ZM230 145V144H229ZM75 146V144L73 145V147ZM77 146V145H76ZM106 146V145H105ZM157 146V145H156ZM202 146V145H201ZM224 146V145H223ZM72 147V146H71ZM86 147V146H85ZM107 147V146H106ZM146 147V146H145ZM155 147V146H154ZM159 147V146H158ZM162 147V146H161ZM164 147V146H163ZM187 147V146H186ZM194 147V146H193ZM192 147V148H193ZM203 148H204V146H202ZM210 147H212V146H210ZM254 147V146H253ZM70 148V147H69ZM88 148V147H87ZM102 148V147H101ZM156 148V150H157V147H155ZM202 148V149H203ZM213 148V147H212ZM233 148H235V147H233ZM246 148V147H245ZM64 150L66 149V148H63ZM72 149V148H71ZM75 149V148H74ZM86 149V148H85ZM84 149V150H85ZM89 149V148H88ZM147 149V148H146ZM153 149V148H152ZM161 149V148H160ZM188 149V148H187ZM186 149V150H187ZM199 149H201V148H199ZM205 149H206V147H205ZM210 149V148H209ZM208 149V150H209ZM218 149V148H217ZM220 149V148H219ZM219 149H218V151H219ZM260 149V148H259ZM258 149V150H259ZM67 150V149H66ZM120 150H122V149H120ZM137 150V149H136ZM226 150V149H225ZM231 150V151H230ZM232 150H234V149H232V148H230L228 151H226V152H228L227 153V155L229 154V153H231L232 152ZM59 151V150H58ZM62 151V150H61ZM72 151H74L73 149H72ZM88 151V150H87ZM115 152H117V149L116 150H114ZM138 151V150H137ZM143 151L145 152V149H141L140 150V152L138 151L137 153H134V155L132 156V155H130L129 154V156H126V157H124V159L123 160H121L119 163H117V164H115V165H111V166H109V167H107V168H105V170H102V174H104L105 176L107 175V174H110V176H111V173L110 172H112V170L113 169H116L117 171L118 170H123V168L125 169V168H127V169H129V166L130 165H132V159H134L136 156H138V155H141V152L143 153ZM158 151H159V149H158ZM166 150H165V148L162 150V152H165ZM172 151V150H171ZM173 151H175V150H173ZM185 151V150H184ZM190 151V150H189ZM193 151V150H192ZM196 151V150H195ZM195 151H193V152H195ZM218 151H216V152H218ZM222 151V150H221ZM237 148H235V153H237ZM211 152V151H210ZM56 153V152H55ZM146 154L148 153V151L147 152H145ZM144 153V154H145ZM153 153H154V151H153ZM152 153V154H153ZM58 154V153H57ZM56 154V155H57ZM132 154H133V152H132ZM158 154V153H157ZM176 154H177V152H176ZM185 154V153H184ZM192 154V153H191ZM199 153H196L195 152V154H193V157L192 158H194V159H192V160H190V161H188V163L187 164H182V163H178L175 167H179V168H181L182 170L183 169H186L187 168V166H190V165H193L195 168H197V165L199 164V158H201V153H200V155H198ZM207 154V153H206ZM250 154V153H249ZM55 155V156H56ZM156 155V154H155ZM159 155V154H158ZM196 155H198V157L196 156ZM221 156V154L220 153H215L214 152V154L212 155L213 157H215V156ZM222 155L224 156V157H226V154H225V152L224 153H222ZM53 156H54V153H53ZM62 156V155H61ZM65 156V155H64ZM112 156H115V155H112ZM145 156V155H144ZM147 156V155H146ZM151 156V155H150ZM172 156H173V154H172ZM182 156V155H181ZM192 156V155H191ZM211 155H208V159L209 160H206V161H208V163H209V165H211V166H217V167H219L220 166V161H221V158H212L211 159V157H212ZM254 156H255V158H257V157H259V158H263L264 159V152L262 151V152H260V153H258L257 152V154L255 153V154H253L252 153V158H254ZM82 157V156H81ZM80 157V158H81ZM143 157V156H142ZM155 157V156H154ZM168 159L171 157V154H169L168 156ZM59 158V157H58ZM173 158V157H172ZM204 158V157H203ZM249 158H251V157H249ZM136 159H138V158H136ZM151 159H153V157H151ZM211 159V160H210ZM223 159V158H222ZM154 160H155V158H154ZM171 160V159H170ZM185 160V159H184ZM253 160V159H252ZM157 160H155V162H156ZM163 161V160H162ZM30 162V161H29ZM135 162V161H134ZM141 161L139 160V162L138 163H140ZM147 162V161H146ZM150 162V161H149ZM154 162V161H153ZM177 162V161H176ZM183 162V161H182ZM255 162V161H254ZM39 163H40V161H39ZM45 163V162H44ZM49 163V162H48ZM158 163H159V161H158ZM164 163L165 164H168V163H166L165 161H164ZM163 163V164H164ZM184 163V162H183ZM249 163V162H248ZM136 164H137V162H136ZM148 164V163H147ZM246 164V163H245ZM42 165V164H41ZM47 165H49V164H47ZM206 165V164H205ZM43 166V165H42ZM168 166V165H167ZM174 166V165H173ZM135 167H136V165H135ZM134 167V168H135ZM172 167V166H171ZM204 167V166H203ZM195 168H194V170H195ZM101 169V168H100ZM132 169H133V167H132ZM131 169V170H132ZM139 169V168H138ZM141 169V168H140ZM139 169V170H140ZM159 169V168H158ZM173 170H174V167L172 168ZM202 169V168H201ZM219 169V168H218ZM130 170V171H131ZM172 170V171H173ZM193 170V169H192ZM210 170V169H209ZM214 170V169H213ZM226 170V169H225ZM249 170V169H248ZM123 171H125V170H123ZM142 171V170H141ZM197 171V170H196ZM203 171H206V169H204ZM115 172V171H114ZM169 172V171H168ZM179 172H182V171H179ZM184 172H186V171H184ZM219 172V171H218ZM129 173V172H128ZM174 173V172H173ZM195 173V172H194ZM197 173V172H196ZM233 173V172H232ZM232 173H230V174H232ZM102 174H101V176H102ZM122 174V173H121ZM183 174V173H182ZM230 174H228V175H230ZM248 174V173H247ZM251 174V173H250ZM115 175H116V172H115ZM199 175V174H198ZM109 176V175H108ZM113 176V175H112ZM162 176V175H161ZM176 176V175H175ZM181 176V175H180ZM185 176V175H184ZM188 176V175H187ZM200 176V175H199ZM231 176V175H230ZM151 177V176H150ZM170 177V176H169ZM158 178V177H157ZM182 178V177H181ZM180 178V179H181ZM184 178V177H183ZM202 178V177H201ZM207 178H209V177H207ZM246 178V177H245ZM117 179V178H116ZM197 179V178H196ZM247 179V178H246ZM178 180V179H177ZM202 180V179H201ZM207 181H208V179H207ZM186 182V181H185ZM194 182V181H193ZM211 182V181H210ZM173 183V182H172ZM177 183V182H176ZM167 184V183H166ZM178 184H180V183H178ZM13 185V184H12ZM119 185V184H118ZM118 185H116V186H118ZM208 185V184H207ZM173 186V185H172ZM180 186V185H179ZM213 186V185H212ZM119 187V186H118ZM118 187H111V188H109L108 187V189L111 191V192H113L114 193V190H117L116 188H118ZM121 187V186H120ZM166 187H168V186H166ZM170 187V186H169ZM168 187V188H169ZM173 187H176V185L175 186H173ZM172 187V188H173ZM241 187V186H240ZM127 188V187H126ZM175 189V188H174ZM207 189V188H206ZM243 189V188H242ZM225 190V189H224ZM116 192H119L118 190L116 191ZM128 192H129V190H128ZM168 192V191H167ZM173 192V191H172ZM204 192V191H203ZM108 193V192H107ZM164 193H166V191L164 192ZM169 193V192H168ZM16 194V193H15ZM161 194H163L162 192H161ZM170 194V193H169ZM182 194V193H181ZM110 195V194H109ZM175 195V194H174ZM184 195V194H183ZM161 196V195H160ZM176 196V195H175ZM180 196V195H179ZM178 196V197H179ZM206 196V195H205ZM215 196V195H214ZM177 197V198H178ZM161 198V197H160ZM10 199V198H9ZM148 199V198H147ZM214 199V198H213ZM238 199V198H237ZM180 201V200H179ZM176 202H178V201H176ZM133 203V202H132ZM143 204V203H142ZM242 204V203H241ZM168 205V204H167ZM170 206V205H169ZM216 206V205H215ZM186 208V207H185ZM215 208V207H214ZM213 210V209H212ZM10 212V210H8V213ZM147 212V211H146ZM160 216V215H159ZM57 218V217H56ZM217 220V219H216ZM151 221V220H150ZM60 223V222H59ZM151 224V223H150ZM55 225H58V224H56L55 223ZM55 229V228H54ZM167 229V228H166ZM56 230H57V228H56ZM148 230V229H147ZM53 231V230H52ZM112 231V230H111ZM131 231V230H130ZM171 231V230H170ZM53 233H55V232H53ZM148 234V233H147ZM149 235H151V234H149ZM99 236V235H98ZM131 236V235H130ZM165 236V235H164ZM147 237V236H146ZM58 240V239H57ZM61 240V239H60ZM95 240V239H94ZM143 240V239H142ZM59 241V240H58ZM66 241V240H65ZM58 243V242H57ZM59 244V243H58ZM75 244V243H74ZM67 245V244H66ZM146 245V244H145ZM165 245H167V244H165ZM68 246V245H67ZM86 247V246H85ZM92 249V248H91ZM155 249V248H154ZM1 250V249H0ZM46 250V249H45ZM88 250V249H87ZM138 250V249H137ZM59 251V250H58ZM89 251V250H88ZM97 251V250H96ZM12 252V251H11ZM99 252V251H98ZM100 252H102V251H100ZM135 252V251H134ZM151 252H153V250L151 251ZM157 252V251H156ZM38 253V252H37ZM46 253V252H45ZM169 253V252H168ZM7 254V253H6ZM8 254H10V252H8ZM73 254V253H72ZM150 254V253H149ZM160 254V253H159ZM165 254V253H164ZM11 255V254H10ZM47 255V254H46ZM52 255V254H51ZM102 255V254H101ZM154 255H156V254H154ZM160 256H161V254H160ZM169 256V255H168ZM6 257V256H5ZM4 257V258H5ZM81 257V256H80ZM97 257V256H96ZM106 257V256H105ZM152 257V256H151ZM162 257H164V256H162ZM167 257V256H166ZM66 258V257H65ZM104 258V257H103ZM103 258H102V261H103ZM149 258V257H148ZM80 259V258H79ZM144 259H145V257H144ZM147 259V258H146ZM145 259V260H146ZM155 259V258H154ZM163 259H165L166 261H167V259L166 258H163ZM107 260H108V258H107ZM144 260V261H145ZM153 260V259H152ZM159 260H160V258H159ZM159 260H157V258L155 259V262L156 261H159ZM170 260V259H169ZM105 261V260H104ZM148 261V260H147ZM161 261V260H160ZM171 261V260H170ZM108 262V261H107ZM103 263H105V262H103ZM114 263V262H113ZM119 263V262H118ZM135 263V262H134ZM160 263V262H159ZM0 264H2V263H0ZM64 264V263H63ZM65 264H66V262H65ZM109 264V263H108ZM136 264H138L137 262H136ZM140 264V263H139ZM165 264H167V263H165ZM171 264H173V263H171Z\"/></svg>",
    "mask_w": 264,
    "mask_h": 264
},
{
    "label": "water",
    "instance_id": "water-1",
    "mask_svg": "<svg viewBox=\"0 0 264 264\" xmlns=\"http://www.w3.org/2000/svg\"><path fill=\"white\" fill-rule=\"evenodd\" d=\"M0 84H1V80H0Z\"/></svg>",
    "mask_w": 264,
    "mask_h": 264
}]
</instances>
